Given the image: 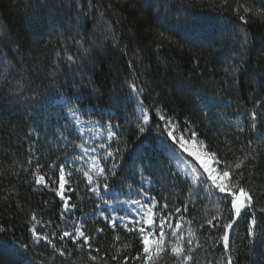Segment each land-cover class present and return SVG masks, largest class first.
<instances>
[{
	"label": "trees",
	"instance_id": "16d2710c",
	"mask_svg": "<svg viewBox=\"0 0 264 264\" xmlns=\"http://www.w3.org/2000/svg\"><path fill=\"white\" fill-rule=\"evenodd\" d=\"M83 3L85 12L96 14L89 15L87 21L81 18V23H88V28L82 31L98 44L91 59L85 56L78 61L79 71L75 75L93 81L94 86L100 87L98 93L89 87L79 92L62 88L60 85L73 74L63 63L59 73L66 72L67 76L58 73L57 80L51 79L56 53L67 54L63 53L61 33L71 24L74 9L70 12L59 8L54 12L55 19H50L45 0H0V35L19 41L25 58L14 62V71L6 82L0 80V96L17 87L29 89L26 95L38 91L42 96L38 115L31 119L26 115V106L19 103L0 110V225L3 226L0 264H120L125 255L135 256L141 248L136 237L120 227L111 230L102 219H96L101 203L89 195L82 174L71 177L67 197L72 211L61 216L65 205L56 194L60 183L59 163L75 153L83 142L62 116L63 109L51 105L59 96H64L86 119L119 125L112 147L102 142L108 151L119 152L114 157L116 161H123L114 177L111 171L107 173L112 178L110 195H125L127 189H148L147 194L154 196L161 206L167 201L171 213L180 208L183 234L205 246L200 257L203 264L205 251L210 255L214 250L206 221L220 216L225 205L220 197L192 203L195 184L189 181L183 185L184 176H175L176 169L168 152L177 149L168 141L165 122L159 119L157 109L162 110L166 120L176 121L180 131H186V126L194 128L204 148L207 145L225 163L224 170L234 168V163L248 154L249 140L262 132L249 128L237 135V126L244 123L246 112L253 106L259 109V102L264 101V91L258 83L264 79V0H170L173 19L176 10L186 9V22L194 17L208 25L214 24L210 39L190 35L183 25L177 30L161 28L154 12L156 7L168 10V5L146 9L143 0H92L90 9L88 0ZM241 16L245 21L240 20ZM245 33L248 41L242 46ZM71 52L75 54V47ZM132 80L143 89L142 102L151 112V131L144 136L133 130L138 127L139 111L128 94ZM61 135L66 142L58 145ZM33 145L39 149L35 154L29 151ZM252 148L259 157L255 167L246 165L234 171L232 184L250 188L260 208L264 207V151L259 140ZM141 159L150 162V175L137 174L142 171ZM100 164L112 168L111 162L105 164L100 159ZM53 165L57 166L53 168ZM36 175L45 177L46 187L37 190L33 183ZM82 221L83 230L92 236L93 246L101 249L96 261L90 259L96 253L90 254L86 247L81 251L71 241L60 240L59 234L73 229V223L80 226ZM259 223L264 228V217ZM238 227L231 241L237 264H253V260L264 264L261 255L264 243L257 245L253 255L243 239L246 227L243 219ZM30 228L52 239L57 251L52 245L44 246L43 241L34 244ZM98 228H104L99 236ZM60 249L65 251L63 257L58 253ZM221 255L222 249L217 250L218 262ZM113 256L117 259L113 260Z\"/></svg>",
	"mask_w": 264,
	"mask_h": 264
},
{
	"label": "snow or ice",
	"instance_id": "6c2138e0",
	"mask_svg": "<svg viewBox=\"0 0 264 264\" xmlns=\"http://www.w3.org/2000/svg\"><path fill=\"white\" fill-rule=\"evenodd\" d=\"M157 5H168V10L156 7L154 12V16L158 19L161 28L167 30L168 27H171L173 30H177L186 22L188 16L186 9L176 10L175 18L173 19L170 0H143V7L146 9ZM45 7L48 8L47 14L50 19H55L54 12L59 8H66L70 12L73 11V9L75 11V16L71 24L61 33L65 44L63 53L67 54L64 55L62 52L56 53V68L53 71L51 79L53 81L58 79L59 66L63 63L67 65L68 69L72 70L73 74L60 85L62 88L67 87L69 90L79 92L81 89L89 87L93 93H98L100 87L94 86L93 81H84L83 75H80L79 78L75 75V73L79 71L78 61L85 56L91 59L92 56L97 53L98 41L93 42L87 38L88 33L82 30L88 28V23H81L82 17L87 21L89 15L95 16L96 13L85 12L83 0H45ZM88 7L90 9L93 7L92 0H88ZM240 20L245 21V17L241 16ZM242 41V46L247 44L248 36L246 33L242 34ZM13 45H15V47H13ZM72 47H75V54L71 52ZM5 49H7V51H5ZM17 59L21 61L25 59L23 55V45L19 41L0 35V80L5 82L8 80V77L14 71V62ZM238 70L239 69H237V71ZM59 74L67 76L66 72ZM258 83L261 90L264 91V79L259 80ZM128 88L129 97L135 102L139 111V116L136 118L138 127L133 130L138 132L140 136H144L151 131V112L144 107L142 102L143 89L136 80H132L128 84ZM29 91L30 90L27 88L17 87L8 95L0 96V110L6 106H14L19 103L26 106V115H29V119H31L32 116L38 115L37 107L40 106L42 96L38 91H36L35 94L26 95ZM204 103L206 104V102ZM260 109H264V101L259 102V109L253 106L250 112L244 114L245 121L243 124L237 126V135L243 134L246 130H249V128L255 132H262V134L249 140L248 154L239 162L234 163V168L227 167V170H224L226 166L225 163L221 161L217 154L211 153L207 145H205L206 151L203 154L207 158H202L201 153L188 151L186 143L189 139L197 142L199 141V134L197 131L192 127L186 126V132H182L181 137L177 138L175 135L176 128L173 127L177 122L166 121L165 115L161 114L162 110L157 109L159 119L165 121L167 125L168 131L166 136L168 141L171 142L173 149H175V145L179 144L180 148L183 150L178 155L179 163L183 164L185 160L194 157V160H192L193 167L187 168V166H185L187 171L182 181L183 185H187L189 176L195 178V201H192V203L194 204L196 201L203 202V200H207L210 197H220L222 203L225 205L220 216H214L212 219L206 221V226L210 230L208 235L213 237L210 244L214 250L211 251L210 255L205 251L203 264H237L231 251V241L234 234L239 231L238 226L242 219L246 223L245 236L243 239L247 241L246 246L253 250V255H255L257 245L264 243V228H262L259 223V219L264 217V207L257 208L255 194L250 188L240 186L239 184L233 186L232 184V180L235 178L234 171H240L246 165L255 167L254 162L259 157L257 151L253 150L252 144L256 140L261 142L262 151H264V112L260 111ZM28 110H30V113ZM69 111L72 112L73 118H76V109L69 106ZM100 127L103 126L101 125ZM118 131H120L119 125L111 126V130L108 132V148H111L112 144L115 142L114 137ZM161 133H164V129H161ZM168 141H166V144ZM64 142H66V140L63 135H61L57 144L59 145ZM97 144H99V147L96 146ZM29 151L35 154L39 149L33 145L30 146ZM104 151V143L93 141L89 144L85 141L80 151L75 154L79 155L82 160L85 161L88 157L92 158L91 167L88 171L83 173L84 177L87 179L89 195L96 197L98 204L102 203L103 205L111 207L113 211H116L114 204H109L107 199V194L110 192L109 180L112 179L107 173L111 171L114 177L122 167L123 161H116L114 159L115 156L119 155V152L108 151L106 155L100 156ZM173 154L176 155L177 153L174 151ZM99 159H102L105 164L111 162L112 168L99 167ZM35 162L37 167H39V160L37 159ZM80 164L81 161L68 160L67 157H65L63 162L59 163L60 183L59 191L56 194L65 205L61 210L62 217L70 215L72 211L68 206L69 200L66 195L71 186L66 183V181L71 179L72 169ZM149 164L150 162H145L141 159L139 161V166L142 171L137 174L143 176L145 173H148L150 175L148 171ZM56 166L57 165H53V168ZM97 168H99L98 171ZM174 171L175 176L179 178V171ZM241 175H243L242 172ZM33 183L37 190L47 186L43 175H36ZM93 184H95V187L92 186ZM141 188H143L142 185ZM147 193L148 189H143L139 192V199H133L130 204L126 205L128 210L126 213L127 218H125L124 215H117L110 219L108 215L104 214V211L100 207L97 208V211H100V216L96 217L97 220L102 219L105 226L111 230L120 227L129 235L136 237L141 245L140 250L135 256L125 255L120 264H129L130 260L133 261V264H135L136 261H142V264H167L168 261H172L173 264H202L200 257L202 249H204L205 246L194 243L191 236H185L183 234L184 222L182 219V210L177 208L173 214L168 208L167 201L161 206L154 196ZM157 211L160 212L159 216L156 215ZM177 217H181V219H177ZM32 219L34 220L35 217H32ZM83 223L82 221L80 226L73 223L71 228L74 229V232L64 230L62 234H59L60 240L71 241L72 244L78 246L81 251L86 247L90 254L96 253V255H90V259L96 261L101 249L93 246L92 236L86 234L83 230ZM0 230H3L2 225H0ZM29 231L31 232L34 244L39 245L40 242L43 241L44 246L52 245L53 250L57 251L52 239L47 235L39 234L35 228H30ZM96 231L97 236H99L104 232V228H98ZM207 243L208 242H206V245ZM219 249H222V255L218 262L216 256L217 250ZM58 253L61 257L65 255L63 249L58 250ZM261 255H264V253ZM100 259L103 260L104 257H100ZM112 259L116 260L117 257L113 256ZM253 264H256L255 260H253Z\"/></svg>",
	"mask_w": 264,
	"mask_h": 264
},
{
	"label": "rangeland",
	"instance_id": "374dc122",
	"mask_svg": "<svg viewBox=\"0 0 264 264\" xmlns=\"http://www.w3.org/2000/svg\"><path fill=\"white\" fill-rule=\"evenodd\" d=\"M184 27H186L187 32L196 37V36H204L205 39H210L212 34L214 33V24H207L204 20L201 19H197V18H192L190 17L188 22H185L183 24ZM66 102H67V106H66ZM51 105H56L59 106L63 109L64 113H63V117H65L67 119V121L73 126L74 131L80 136V138L82 139V142L84 143L85 141H87V143H92L93 141H99V142H109V136H108V132L111 130V124L107 123V124H101L95 120L92 119H86L84 117H82L80 110H77L76 108V112H77V116L76 118H73L72 116V112L69 111V106H71V104L67 101V99L64 96H59L56 97L55 99H53L51 101ZM47 106H50L49 103L47 104ZM73 108V107H72ZM166 120V119H165ZM166 121H171V120H166ZM165 122V121H164ZM103 127H100V126ZM56 126V125H55ZM174 128H176V132L175 135L177 138L181 137L182 132H186V131H180L179 128H177L175 126V124L173 125ZM168 128L167 125L165 124V132L167 133ZM115 139V137H114ZM83 144L79 146V148L75 151V153L79 152L80 149L82 148ZM97 147H99V144L96 145ZM177 151H176V155L173 154V150H170L169 156L172 158L173 160V165L174 168L176 170L179 171L180 174H182L183 176H185V172L187 171V168H192L193 164H192V160H194V157L187 159L184 161L183 164L179 163L178 160V155L183 151L179 144L175 145ZM186 147L188 149V151L193 152V153H201L202 158H207L205 157L203 154L206 151V149L204 148V146L198 141H194L192 139H189L186 143ZM108 152V150L106 149L105 146V151L103 153L100 154V156L106 155V153ZM74 152L72 154L69 155L68 160H77V161H81L80 165H77V167L72 169V173H71V177L73 176V174H82L85 171H88V169L91 167V157H88L87 160H82V158L79 155H76ZM190 160V161H189ZM187 166V168L185 167ZM99 167H101L100 164V159H99ZM99 170V168H97V171ZM66 174H67V170H66ZM84 177V175H83ZM84 179L87 181L86 177H84ZM189 181L192 184H195V178L192 176H189ZM70 180L66 181V183L69 184ZM59 190V189H58ZM142 191L140 189H127L125 195H117V194H112L108 193L107 197L111 196L113 197V199H108L109 204H114L116 211H113L111 207H108L106 205H103L101 203L100 208L102 210L106 211V214L110 217V219L113 216H117V215H124L125 218H127L126 213H127V204H130L131 201L133 199H139V192ZM68 193V191H67ZM66 193V195H67ZM68 198V197H67ZM69 200V199H68ZM68 206L70 208V204L68 203ZM98 216H100V212L98 214ZM69 231H73L74 229H71Z\"/></svg>",
	"mask_w": 264,
	"mask_h": 264
}]
</instances>
